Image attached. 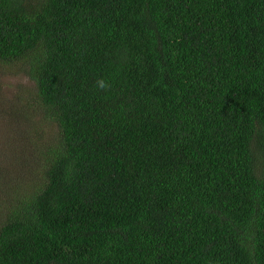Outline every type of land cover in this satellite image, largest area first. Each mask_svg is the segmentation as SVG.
Instances as JSON below:
<instances>
[{"label":"trees","instance_id":"obj_1","mask_svg":"<svg viewBox=\"0 0 264 264\" xmlns=\"http://www.w3.org/2000/svg\"><path fill=\"white\" fill-rule=\"evenodd\" d=\"M0 63V264H264V0H0Z\"/></svg>","mask_w":264,"mask_h":264},{"label":"rangeland","instance_id":"obj_2","mask_svg":"<svg viewBox=\"0 0 264 264\" xmlns=\"http://www.w3.org/2000/svg\"><path fill=\"white\" fill-rule=\"evenodd\" d=\"M33 91V83L17 67L0 63V207L9 199L8 194L13 190L11 186L18 170L13 167L18 162L14 148L21 147L32 162L36 159L32 152V140L40 125H37L40 114H27L22 110L25 106L32 108L33 101L29 96ZM28 171L32 173L30 169Z\"/></svg>","mask_w":264,"mask_h":264},{"label":"clouds","instance_id":"obj_3","mask_svg":"<svg viewBox=\"0 0 264 264\" xmlns=\"http://www.w3.org/2000/svg\"><path fill=\"white\" fill-rule=\"evenodd\" d=\"M99 84H100V87H104L105 86L103 81L99 82Z\"/></svg>","mask_w":264,"mask_h":264}]
</instances>
